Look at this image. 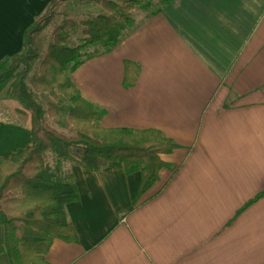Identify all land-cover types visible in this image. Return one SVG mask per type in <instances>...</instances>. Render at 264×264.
<instances>
[{"label":"crops","instance_id":"crops-1","mask_svg":"<svg viewBox=\"0 0 264 264\" xmlns=\"http://www.w3.org/2000/svg\"><path fill=\"white\" fill-rule=\"evenodd\" d=\"M49 0H0V60ZM157 5V4H156ZM141 10L109 52L71 78L107 128L155 129L177 145L133 205L142 173L67 163L76 241L55 238L44 264H264V0H171ZM139 68L123 85L124 62ZM32 143L30 120L0 119V158ZM5 232L0 224V245ZM0 264H11L6 252Z\"/></svg>","mask_w":264,"mask_h":264},{"label":"trees","instance_id":"trees-1","mask_svg":"<svg viewBox=\"0 0 264 264\" xmlns=\"http://www.w3.org/2000/svg\"><path fill=\"white\" fill-rule=\"evenodd\" d=\"M49 0L41 13L23 32V49L0 60V91L7 86V97L29 112L32 143L18 149L9 158H0V224L11 264H44L53 240L76 241L77 234L67 218L65 206L78 199L74 176L61 170L72 163L96 171L108 165L124 170L126 175L141 171L138 200L159 180L169 167L161 154L171 153L177 145L155 129L107 128L100 124L103 111L87 100L71 74L90 57L111 51L131 29L135 8L147 10L149 0H80L94 3L103 11L89 19L65 18L50 34V41L40 55L37 38L53 18L59 3ZM171 0H162L157 12ZM80 29L81 43L70 46L72 34ZM89 47L98 48L89 52ZM39 59L37 72L29 76L31 63ZM139 66L124 62L123 85L132 86ZM48 94L44 106L35 94ZM64 114L75 128L67 134L51 126L46 117ZM47 153L55 158L51 169ZM264 196V190L249 200L237 215Z\"/></svg>","mask_w":264,"mask_h":264},{"label":"rangeland","instance_id":"rangeland-1","mask_svg":"<svg viewBox=\"0 0 264 264\" xmlns=\"http://www.w3.org/2000/svg\"><path fill=\"white\" fill-rule=\"evenodd\" d=\"M120 1V0H114ZM150 5L155 2V5H159L162 0H149ZM156 5V6H157ZM103 11L102 7L94 3H82L80 0H66L65 2L59 3L58 7L55 9L52 20L47 25V27L39 34L37 38V46L42 55L50 41V34L53 29L59 25L65 18H72L74 20L80 19H89ZM44 12V10H43ZM141 12L140 8H135L131 15L136 17L137 14ZM81 34L80 29L76 30L69 41L70 46H76L81 43ZM89 52H95L98 48L89 47L87 49ZM39 59L31 63V69L29 71V76L34 75L38 69ZM7 86L1 88L0 91V119L9 120V121H24L29 119V112L26 109H23V113H18L17 110L22 108V106L16 100L10 99L7 97ZM35 100L45 107L46 103L50 101L48 94L37 93L35 94ZM48 123L53 126L55 129L62 131L67 134H73L75 128L72 127L66 116L61 114L57 117H46ZM47 160L50 164L52 170L55 168V158L51 153H47ZM61 170L67 171V163L62 164Z\"/></svg>","mask_w":264,"mask_h":264}]
</instances>
